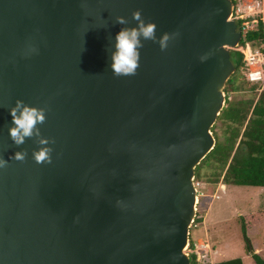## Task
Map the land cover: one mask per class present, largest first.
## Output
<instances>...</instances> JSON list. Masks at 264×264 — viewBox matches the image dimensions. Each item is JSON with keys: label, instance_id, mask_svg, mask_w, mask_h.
I'll list each match as a JSON object with an SVG mask.
<instances>
[{"label": "water", "instance_id": "obj_1", "mask_svg": "<svg viewBox=\"0 0 264 264\" xmlns=\"http://www.w3.org/2000/svg\"><path fill=\"white\" fill-rule=\"evenodd\" d=\"M234 8L0 0V264H192L196 168L216 145L242 39ZM135 11L173 38L165 51L143 41L137 74L116 78L109 49ZM18 99L46 109L51 163L34 161V138L11 141Z\"/></svg>", "mask_w": 264, "mask_h": 264}, {"label": "trees", "instance_id": "obj_2", "mask_svg": "<svg viewBox=\"0 0 264 264\" xmlns=\"http://www.w3.org/2000/svg\"><path fill=\"white\" fill-rule=\"evenodd\" d=\"M233 1L234 4H237L236 0ZM260 1L264 3V0ZM252 19L257 20L255 27L245 34L240 46H244L248 42L253 46H259V49L264 51V20L260 15L249 18V20ZM243 21V19L237 20L240 27ZM231 59L236 66V71L226 84V104L218 118V120L222 119L223 138L219 136L215 124L213 131L216 137V145L197 168L202 164L209 169L217 168L224 158L227 164L223 173L224 182L227 184L232 182L237 185L264 187V91H262L256 102L252 98L248 100L230 99L229 93L231 91L240 92L243 89L238 80L241 78V70L246 64L244 53L239 50H231ZM237 77H239L238 80ZM236 143H238L237 146ZM197 168L196 177L209 183L220 181L219 177L222 175L211 177L208 174H200ZM262 215H264V209L252 212L249 217L244 216V218L248 219L250 223L256 222L259 225L264 223V216L262 217ZM203 222L204 215L199 212L195 224L201 226ZM243 227L247 230L245 221H243ZM194 228L197 227L193 226ZM244 236L248 254L253 252L252 257L255 262L264 264V258L255 252V248L246 232H244ZM194 244L195 239L192 238L191 246L194 247ZM190 257L192 264H210L209 262H201L197 253L192 252ZM212 264H243V260L238 257Z\"/></svg>", "mask_w": 264, "mask_h": 264}, {"label": "rangeland", "instance_id": "obj_3", "mask_svg": "<svg viewBox=\"0 0 264 264\" xmlns=\"http://www.w3.org/2000/svg\"><path fill=\"white\" fill-rule=\"evenodd\" d=\"M253 3V0H244L243 3L236 7L235 15L242 14L248 16L251 14L246 5ZM263 7V3L259 0L254 3V8ZM264 8V7H263ZM264 10V9H263ZM264 20V14L260 16ZM241 19V18H240ZM249 46L253 49H259V46ZM234 48L233 50H239ZM244 57L247 49L244 48ZM264 69L263 60L258 59L257 63L248 65L242 68L240 79L237 77L238 83L243 88L240 92L231 91L230 99L248 100L252 98L254 102L258 99L262 91H264V81L251 83L248 80L250 70ZM222 119L217 120L216 130L221 138H223ZM238 143H236L237 146ZM220 162V161H219ZM226 160L223 158L219 167L209 169L205 165H200L198 172L208 174L211 177L222 175L219 177L218 183H209L208 181L196 177L197 185L199 186L201 195L198 204V213L204 215V222L198 229L192 230V238L199 240L202 248L209 250L208 253L200 252V260L203 262L209 261L210 264L220 261L227 256H235L240 254L248 255L247 260L244 259V264H257L252 259L253 252H247L246 239L244 232L252 242L255 252L259 253L264 258V223H250L244 216L249 217L252 212L264 209V187H255L248 185H237L230 182L226 186L224 182V171L226 169ZM199 176V175H198ZM222 183V184H221ZM205 192V195H203ZM264 215H262L263 217ZM243 221L247 225V230L243 227ZM218 245H216V244ZM213 248L210 249V246ZM214 245V247H213ZM221 245V246H220ZM218 251V254L216 253ZM227 253V254H224ZM203 255H207L202 258Z\"/></svg>", "mask_w": 264, "mask_h": 264}, {"label": "clouds", "instance_id": "obj_4", "mask_svg": "<svg viewBox=\"0 0 264 264\" xmlns=\"http://www.w3.org/2000/svg\"><path fill=\"white\" fill-rule=\"evenodd\" d=\"M259 15L261 16V14ZM132 19L137 21V26L123 27L115 36V41L113 45L114 50L109 49L110 58H111V73L113 77L116 78L134 76L137 74V70L140 67V55H141L140 50L144 47L143 41H152L153 43H157L161 51H165L168 47V43L170 39L173 38V36H171L168 33H164L161 36L157 37V25L151 21L145 22V20L142 17V13L140 11L133 12ZM115 22L121 25H127L129 23V21L125 17H117ZM238 29L239 31H241L240 26L238 27ZM243 38L244 37L242 35V39ZM249 44L250 43L247 42L246 45L244 46L239 45L236 48L241 47L239 50H243L244 48H247V45ZM249 79L251 80L252 83L254 82L257 83L259 82V80L264 81L261 80L264 79V73L260 71L250 72ZM9 111L12 117L11 126L8 128V134L11 141L17 147H19L25 144V142L28 139L34 138L36 143L40 145L38 150H34L32 153L34 161L37 164L51 163L53 148L50 147L49 145L55 143V141L51 140L50 138L43 137L39 127L40 125H43L46 122L47 119L46 109L30 106L26 104L24 101L18 99L15 102V106L10 108ZM27 155H28L27 150L22 149L20 151H16L14 155L10 157V160L24 162L27 158ZM8 163H9L8 160H5L2 157H0V168H6L8 166ZM222 183L224 186L227 185L226 182H222ZM195 185L197 186V190H198L197 193L198 196L200 197L201 192L199 186L197 185L196 179H195ZM203 195H205V192H203ZM197 214H198V208H197ZM195 221L192 225L190 243L186 249V252H188L190 255L192 252L196 253V249H198L202 253H204V251H207L208 253L209 250H205L204 248H202L201 245L199 246L197 245V240H195L194 247L191 246L193 226L197 227L195 229H198L200 227L199 224H195ZM210 249L213 250L211 246ZM198 259L200 260L199 256ZM200 261L202 262V260Z\"/></svg>", "mask_w": 264, "mask_h": 264}, {"label": "built area", "instance_id": "obj_5", "mask_svg": "<svg viewBox=\"0 0 264 264\" xmlns=\"http://www.w3.org/2000/svg\"><path fill=\"white\" fill-rule=\"evenodd\" d=\"M237 1V4L235 3V10L234 12H236V7L241 5L243 3L244 0H236ZM259 0H253V3L251 4H248L246 5L247 8L250 9L251 11V14L248 15V16H244L242 14H233V18L238 20V19H243V23L241 24V32H242V35L243 37L245 36V34L251 30V29H254L255 27V23L257 22L256 19H252V20H249L250 17H256L257 15L259 14H263L264 12V8L262 7H256L254 8V3L255 2H258ZM262 3V2H261ZM247 53L245 55V60H246V66H250V65H253L255 63H257V60L258 59H262L263 60V65H264V51H262L261 49H256V50H253L249 45H247ZM255 71H260L262 73H264V69H255V70H250V72H255ZM249 73H248V80L249 79ZM261 80H264V79H261ZM251 81V80H250ZM260 81V80H259ZM206 250V249H205ZM196 253L198 254V256L200 257V251L198 249H196ZM204 253L207 254V251H204ZM207 255H203V257H206ZM206 262H209V261H206Z\"/></svg>", "mask_w": 264, "mask_h": 264}, {"label": "crops", "instance_id": "obj_6", "mask_svg": "<svg viewBox=\"0 0 264 264\" xmlns=\"http://www.w3.org/2000/svg\"><path fill=\"white\" fill-rule=\"evenodd\" d=\"M263 7H264V3H263ZM198 241L199 240H197V245L199 246V245H202V244H200V243H198ZM216 244V243H215ZM216 245H218V244H216ZM221 246V245H220ZM216 253L218 254V251H216ZM224 254H227V253H224ZM246 256H248V255H246V253L245 254H240V255H235V256H227V257H224L223 259H220V261H222V260H229V259H234V258H238V257H240L242 260H243V264H244V259H245V261L247 260V258H246ZM252 259H253V257H252ZM254 260V259H253ZM215 262V261H214Z\"/></svg>", "mask_w": 264, "mask_h": 264}]
</instances>
